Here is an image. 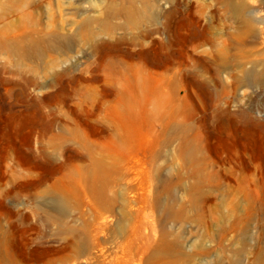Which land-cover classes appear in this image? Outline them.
Here are the masks:
<instances>
[{
  "label": "rangeland",
  "instance_id": "obj_1",
  "mask_svg": "<svg viewBox=\"0 0 264 264\" xmlns=\"http://www.w3.org/2000/svg\"><path fill=\"white\" fill-rule=\"evenodd\" d=\"M130 1L0 0V28L53 31L43 70L15 71L0 40V248L14 264H264V0H137L143 46ZM91 184L114 201L101 217ZM55 191L68 214L45 204ZM98 225L105 248H70Z\"/></svg>",
  "mask_w": 264,
  "mask_h": 264
},
{
  "label": "bare ground",
  "instance_id": "obj_2",
  "mask_svg": "<svg viewBox=\"0 0 264 264\" xmlns=\"http://www.w3.org/2000/svg\"><path fill=\"white\" fill-rule=\"evenodd\" d=\"M162 14L166 16L167 13H153L152 19H157ZM149 15L150 14L144 4H141L140 6L137 0L130 1L128 12L129 28L132 32L134 29H139L133 33V36H131V42L136 45L143 46V38L148 37L153 31L147 27V23L150 21ZM160 23L161 26L158 29H162L163 31H165L166 23L164 19L161 20ZM12 27L13 21L10 20L6 22L4 28H0V40L2 39L1 41L4 45L5 51H7L8 57L11 59V61L14 62L16 60L20 64L14 67L15 71H25L26 69L43 70L44 66L42 61L45 59V56H47L48 50H50V44L47 38V34L51 35L53 31H38L41 34L32 35L30 33L26 34L23 31L17 33L13 32ZM197 35V32H193L189 35V39H197ZM204 37H206L205 39L208 41H214L211 35H205ZM166 38L167 35L166 37H163L162 40L164 41ZM226 48H230L229 43ZM147 51L149 50H141L142 53H147ZM19 54L25 59H30L35 63L26 67L28 63L23 62L19 57L14 58L15 55L18 56ZM225 54L228 55L227 52ZM213 57L214 59H216L214 55ZM141 69L142 67H138V70ZM262 74L263 73L258 69L246 71L247 78H249V83H259ZM182 79L186 84L189 85L197 84L201 86L203 85L205 89L210 88V80L200 79L199 74L195 70L189 69L188 67L184 68ZM211 90L213 94L216 93V89L214 87ZM242 114L246 113L242 111ZM94 186V184L88 185L84 192L90 194V198L88 201L89 208L94 212L96 211L97 216L101 217L103 209L112 208L114 201L112 197L110 200L105 198L104 193H106V187L96 188ZM73 198L75 197L70 192L55 191L49 193V195L47 196V203L45 204H47L51 210L58 212L59 215H66L71 210L70 206ZM47 219H49L48 216ZM100 229L101 225H98L95 229V232H93L94 230H92L90 226H87L82 233H77L76 228H72V236L67 243L70 248L74 250L80 249L83 252L88 251L91 248H105L106 245L98 237ZM0 264H14L13 259L10 257L6 248H0Z\"/></svg>",
  "mask_w": 264,
  "mask_h": 264
}]
</instances>
